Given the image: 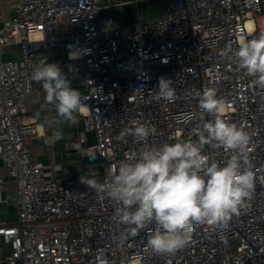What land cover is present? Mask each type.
<instances>
[{
  "label": "built area",
  "instance_id": "1",
  "mask_svg": "<svg viewBox=\"0 0 264 264\" xmlns=\"http://www.w3.org/2000/svg\"><path fill=\"white\" fill-rule=\"evenodd\" d=\"M101 8V0H16L0 28V159L15 183L9 199L17 214L0 223L9 250L0 264H264V86L228 54L264 34V0H168L159 17L129 33ZM6 46L20 56L2 58ZM55 47L65 50L54 63L82 89L78 113L94 135L92 144L82 134L73 142L88 168L77 178H56L57 164L29 146L38 122L27 119L26 101L41 90L33 71L39 53ZM161 77L172 81L171 101L156 99ZM207 88L224 101L222 118L250 135L252 196L226 226L196 225L185 247L158 254L148 246L156 226L131 232L115 215L120 205L81 177L107 183L133 152L198 142L194 129L215 118L199 107L196 94ZM140 125L155 134L141 140L129 131ZM204 152L221 164L235 154L215 143Z\"/></svg>",
  "mask_w": 264,
  "mask_h": 264
},
{
  "label": "clouds",
  "instance_id": "2",
  "mask_svg": "<svg viewBox=\"0 0 264 264\" xmlns=\"http://www.w3.org/2000/svg\"><path fill=\"white\" fill-rule=\"evenodd\" d=\"M228 54L255 78L256 84L264 86V34L241 41ZM70 58H77V54L70 53ZM32 78L42 85L45 100L55 106L57 116L74 121L82 107V97L58 64L40 61ZM155 94L157 100L174 99L172 81L161 77ZM196 95L200 109L215 117L194 129L198 142L177 140L158 149L133 152L111 170L107 183L81 177L82 183L120 205L115 215L121 224L131 226V232L154 224L156 230L148 246L158 254L175 253L185 247L196 225L226 226L251 199L254 189L255 174L246 167L245 159L249 133L222 118L224 101L214 88ZM129 131L144 140L156 129L140 125ZM62 138V131L53 133V142ZM213 143L235 154L221 164L204 152V146Z\"/></svg>",
  "mask_w": 264,
  "mask_h": 264
},
{
  "label": "crops",
  "instance_id": "3",
  "mask_svg": "<svg viewBox=\"0 0 264 264\" xmlns=\"http://www.w3.org/2000/svg\"><path fill=\"white\" fill-rule=\"evenodd\" d=\"M16 0H0V28L5 19L14 15L13 4ZM168 3V0H101L100 15L108 18L115 29L122 33L135 31L139 26L159 17ZM20 51L17 47L6 46L3 48L2 58H18ZM65 58L63 47H55L39 53L37 60H47L54 63ZM70 82V81H69ZM35 84L41 88L36 94L27 98V119L38 122L37 133L29 140L33 154L45 164L55 163L58 169L54 175L56 178L64 176L77 178L87 174V165L77 156L73 142L79 134H82L86 143L94 142V135L90 131H84L79 113L75 114L74 121H68L57 116L54 105L46 102V93L40 83ZM73 89L82 92V89L70 82ZM56 130L63 133V138L53 142L52 136ZM75 154V155H71ZM0 177L3 182L0 185V223H14L17 214L9 196L15 191V183L7 175L6 169L0 159ZM8 247L0 241V256L8 253ZM14 264H20L16 262Z\"/></svg>",
  "mask_w": 264,
  "mask_h": 264
},
{
  "label": "rangeland",
  "instance_id": "4",
  "mask_svg": "<svg viewBox=\"0 0 264 264\" xmlns=\"http://www.w3.org/2000/svg\"><path fill=\"white\" fill-rule=\"evenodd\" d=\"M259 25L260 27L264 30V17L260 19L259 21ZM72 156L75 155V154H71ZM78 156V155H77ZM95 169H92V171H94ZM81 176H84V175H81Z\"/></svg>",
  "mask_w": 264,
  "mask_h": 264
}]
</instances>
